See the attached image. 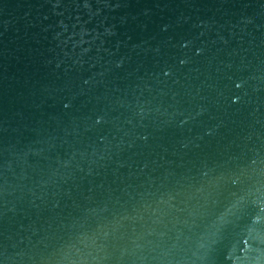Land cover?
Returning <instances> with one entry per match:
<instances>
[{
  "label": "water",
  "instance_id": "95a60500",
  "mask_svg": "<svg viewBox=\"0 0 264 264\" xmlns=\"http://www.w3.org/2000/svg\"><path fill=\"white\" fill-rule=\"evenodd\" d=\"M0 264H264V0H0Z\"/></svg>",
  "mask_w": 264,
  "mask_h": 264
}]
</instances>
